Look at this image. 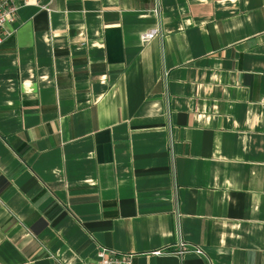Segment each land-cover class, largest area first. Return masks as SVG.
Returning a JSON list of instances; mask_svg holds the SVG:
<instances>
[{
    "label": "crops",
    "instance_id": "crops-1",
    "mask_svg": "<svg viewBox=\"0 0 264 264\" xmlns=\"http://www.w3.org/2000/svg\"><path fill=\"white\" fill-rule=\"evenodd\" d=\"M6 31L0 264H264V0H37Z\"/></svg>",
    "mask_w": 264,
    "mask_h": 264
},
{
    "label": "built area",
    "instance_id": "built-area-1",
    "mask_svg": "<svg viewBox=\"0 0 264 264\" xmlns=\"http://www.w3.org/2000/svg\"><path fill=\"white\" fill-rule=\"evenodd\" d=\"M30 1L37 0H0V47L8 35L6 26L16 21L19 8ZM160 33L161 27L157 26L143 33L142 40L143 42H149L157 37ZM189 251H198V249L182 243V245L177 250L161 249L155 251V254L176 253L178 255H183ZM134 258V253H116L115 251H108L107 249L103 248L99 250L95 260L81 261L77 264H133Z\"/></svg>",
    "mask_w": 264,
    "mask_h": 264
}]
</instances>
